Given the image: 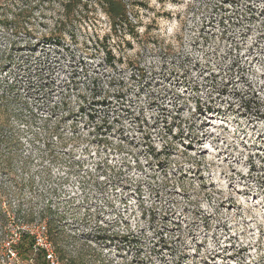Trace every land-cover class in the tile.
I'll return each instance as SVG.
<instances>
[{"label": "rangeland", "instance_id": "1", "mask_svg": "<svg viewBox=\"0 0 264 264\" xmlns=\"http://www.w3.org/2000/svg\"><path fill=\"white\" fill-rule=\"evenodd\" d=\"M27 1L0 0V242L20 207L61 264H264V0H124L117 26Z\"/></svg>", "mask_w": 264, "mask_h": 264}, {"label": "built area", "instance_id": "2", "mask_svg": "<svg viewBox=\"0 0 264 264\" xmlns=\"http://www.w3.org/2000/svg\"><path fill=\"white\" fill-rule=\"evenodd\" d=\"M14 223L12 221L7 227L13 235L0 242V264H36L40 255L46 264H61L55 245L49 238L46 223L34 222L23 226ZM25 233L32 238V245L29 252L23 255L20 245Z\"/></svg>", "mask_w": 264, "mask_h": 264}, {"label": "trees", "instance_id": "3", "mask_svg": "<svg viewBox=\"0 0 264 264\" xmlns=\"http://www.w3.org/2000/svg\"><path fill=\"white\" fill-rule=\"evenodd\" d=\"M84 1L87 2V1H94V0H67L66 4L63 7L64 10H65V16L67 17V16H70L71 14H73L75 12V8H73V6L77 7V6H79V4L81 6L82 2H84ZM95 1L99 2L100 4H102L103 7H105V12L112 19L114 26H117V24H118L117 22L120 19L127 20V21L130 20L129 19L128 4L125 3L124 0H95ZM24 8H26V9H22V10H24L25 12H28V8H30V3L27 0L25 2V7ZM105 93L106 92L102 93V95L105 94ZM98 96L99 95H97L96 97L98 98ZM96 97H93L92 101L90 102L91 103L90 108L92 110L90 115H91L92 119H95V116H97V114H98V106L101 105L103 107H105V106L110 107L109 105L113 104L112 100L108 96L104 95L103 100L97 99ZM4 98H5V96L2 95L1 96V100L3 101ZM84 99L86 100L87 96H84ZM1 104H2L3 108L8 106V103L6 104L5 101H3ZM93 108H95V109H93ZM106 114L107 115L104 114V118L106 116H108L109 113H106ZM10 116H11V113L8 112V109H6L5 113H4V116H3V118L5 119L4 123H3L4 125L6 123H8ZM6 210L7 209H4V211H3L5 216H6L7 213L10 214L9 210L8 211H6ZM14 211H15L14 215L16 214L18 216H25V215H22L25 212L24 209H22L20 207L18 209H15ZM16 215L14 216L15 218H16ZM8 217H9V215H8ZM11 217H12V219L9 220V222L7 223L5 228H7L12 221L15 222L14 217L10 216L9 218H11ZM17 218H19V217H17ZM31 223H34V221H29V220L19 221V224L21 226L29 225ZM46 225H47V228H48L49 238L52 240L53 244L55 245V242L53 240V233H52V231H53L52 229L53 228L51 226V223L50 224L46 223ZM161 241L162 242L165 241L164 237H161ZM22 243H24V245H22L23 251L24 252L28 251L30 249L31 245H32V238L29 235H27V233H25ZM25 243H27V244H25ZM26 246H30V247L27 248ZM40 257L42 259V261H40V264H45V261H44L43 257L41 255H40Z\"/></svg>", "mask_w": 264, "mask_h": 264}]
</instances>
